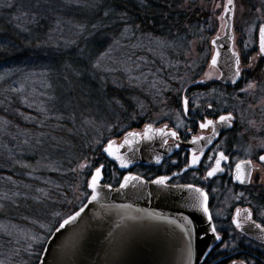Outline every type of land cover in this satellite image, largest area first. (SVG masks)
<instances>
[{
    "label": "rangeland",
    "instance_id": "rangeland-1",
    "mask_svg": "<svg viewBox=\"0 0 264 264\" xmlns=\"http://www.w3.org/2000/svg\"><path fill=\"white\" fill-rule=\"evenodd\" d=\"M236 2V24L245 17H264V0ZM162 4L164 15L157 22L121 21V32L100 42V49H94L96 53L85 62V76L74 73L76 80L85 77L89 84L71 83L58 89L48 71L24 77L14 68L0 66L1 84L7 89L12 86L35 112L22 113L27 127H16L14 133L9 131L15 126L11 119L0 115V147L8 153L20 150L19 158H29L20 164L26 184L21 222L3 218L0 222V264H38L59 222L87 199L88 179L104 145L140 121L166 118L176 90L203 71L223 0H164ZM27 80L32 87L26 86ZM44 122L49 128L42 126ZM30 124L40 128L29 129ZM2 194L3 190V199ZM45 199L52 208L42 216L38 208Z\"/></svg>",
    "mask_w": 264,
    "mask_h": 264
},
{
    "label": "flooded vegetation",
    "instance_id": "flooded-vegetation-1",
    "mask_svg": "<svg viewBox=\"0 0 264 264\" xmlns=\"http://www.w3.org/2000/svg\"><path fill=\"white\" fill-rule=\"evenodd\" d=\"M234 1L232 49L239 60L240 74L236 75L237 65L233 68L225 64L215 69L212 80L199 82L204 79L212 55L209 41L210 53L203 71L176 90L177 96L172 97L166 107L168 116L152 122L140 121L110 139L88 179L89 183L96 168L101 166L100 186L111 185L118 189L125 176L141 177L143 187L138 185V180L131 181L121 192V198L125 199L133 188H139L154 210V216L148 221L152 223V244L163 245L166 240L175 248L181 247L179 261L187 258L191 260L190 264H233L234 261L237 264L240 261L264 264V162L258 159L264 155V147H261L264 144V54L259 48V29L264 27V17H245L236 24L237 2ZM224 7L225 0L212 36L219 30V16ZM249 84L254 87L241 91ZM185 97L189 102L187 109L183 106ZM222 115H231L232 120L221 122L219 117ZM208 120L215 121V124L201 128L200 124ZM154 130L157 132L149 133ZM172 132L177 135L172 136ZM129 133L137 135L130 136ZM197 137L205 139L198 140ZM145 138L148 145L139 150L137 145ZM110 142L115 155L106 151ZM193 151L200 158L196 165H192ZM220 152L228 156V160L221 164L224 171L207 177ZM158 156L161 157L159 162ZM122 162L127 164L124 169ZM237 164L241 165L246 177L244 182L236 179ZM160 176L170 178L167 187L152 183ZM197 189L208 194V212L213 217L211 223L216 225L223 242L215 239L211 231L204 234L203 230L209 224L208 213L203 210V194ZM87 190L89 194L85 202L63 218L56 228L87 205L94 192L89 184ZM90 204L92 209L93 202ZM237 211L241 228L235 224ZM138 217L135 219L140 220ZM189 219L194 220L197 228L191 236L186 231L191 227ZM225 244L229 247L225 248Z\"/></svg>",
    "mask_w": 264,
    "mask_h": 264
},
{
    "label": "trees",
    "instance_id": "trees-1",
    "mask_svg": "<svg viewBox=\"0 0 264 264\" xmlns=\"http://www.w3.org/2000/svg\"><path fill=\"white\" fill-rule=\"evenodd\" d=\"M162 1L164 0H0V66L14 68L24 77L33 72L39 74L48 71L53 75V84L58 89L71 83H77L75 86L89 84L85 77L76 80L74 73L82 72L85 76V62L92 53H96L94 49H100V42L111 40L110 37L120 33L121 21L157 22L164 15L165 6ZM72 20L79 23L75 25ZM58 70H63V73H57ZM26 84L27 87H32L31 81L27 80ZM37 85L39 86L38 83ZM10 88L7 89L0 82V115L11 119L15 126L9 131L14 133L17 132L16 127H27L20 115L25 111L35 112L23 104L20 93L14 92L12 86ZM45 122L42 126L49 128V123ZM53 122L54 120L50 121L51 124ZM28 128L36 130L40 127L38 124H30ZM54 132L57 136L62 135L55 130ZM3 148L0 147V187L4 197L8 195L13 198L8 200L9 197L2 199L0 196V222L7 219L21 222L19 218L25 213L24 197L21 194L24 193L26 184L19 172L23 171L21 162L24 163L29 158L24 155L22 160L18 155L20 150L13 149L8 153ZM5 176L12 179L6 180ZM18 193L20 197L16 195ZM43 201L46 203L40 204L38 208V213L42 216L52 208L46 199Z\"/></svg>",
    "mask_w": 264,
    "mask_h": 264
},
{
    "label": "water",
    "instance_id": "water-1",
    "mask_svg": "<svg viewBox=\"0 0 264 264\" xmlns=\"http://www.w3.org/2000/svg\"><path fill=\"white\" fill-rule=\"evenodd\" d=\"M230 7L228 0H225V7L219 16V30L210 40L212 55L208 70L199 82L212 80L215 69L220 65L229 64L233 68L236 65L238 58L232 49L235 7L229 12ZM213 59L217 61L215 65L212 64ZM154 132L157 131L149 133ZM147 140L145 138L137 145L139 150L148 145ZM101 180L102 174L95 190L98 193L97 200L90 198L83 211H79L81 217H77L74 223L60 228L62 222L54 230L38 264H190L191 260L187 258L183 262L179 261L181 247L175 248L166 240L163 245L152 244V223L148 221L154 216V210L145 201L139 188H133L122 199L123 181L118 189H114L100 186ZM91 181L92 177L89 187ZM138 185L143 187L144 183L138 180ZM90 202H93L92 209ZM135 216H139L140 220H136Z\"/></svg>",
    "mask_w": 264,
    "mask_h": 264
},
{
    "label": "snow or ice",
    "instance_id": "snow-or-ice-1",
    "mask_svg": "<svg viewBox=\"0 0 264 264\" xmlns=\"http://www.w3.org/2000/svg\"><path fill=\"white\" fill-rule=\"evenodd\" d=\"M228 3L231 6L229 8V12H231V11H233V9L235 7L234 0H228ZM221 19H223V17ZM259 35H260V39H259L260 53L264 54V27H261L259 29ZM253 59H255V58H253ZM216 63H217L216 59H213L212 60V64L215 65ZM236 65H237L236 66V75L238 76L240 74V72H241V69L239 67V60L238 59L236 61ZM253 87H254L253 84H249L247 89H241V91H248L249 89H252ZM188 103H189L188 99L185 97L183 99V106H184L185 109H187ZM209 107H211V105H209ZM219 120L221 122L231 121L232 120V116L231 115H222V116L219 117ZM214 124H215V121L208 120L206 123H201L200 127L201 128H207L210 125H214ZM150 127L151 126H149V128ZM161 131H163V130H161ZM215 134L218 135L219 133H215ZM129 135L130 136H135L137 134L136 133H129ZM171 135L172 136H176L177 133L172 132ZM149 139H150V137H149ZM196 139L202 140V139H205V138L204 137H197ZM177 147H179V145H177ZM261 147H264V144H262ZM106 151H108L109 154L115 155V153L112 152V143L111 142L109 143L108 148L106 149ZM218 157H219L218 159H215V166L211 167V170L207 172V177L215 176L218 172L224 171V169L221 167V164H222L223 161L228 160V156H226L224 152H220L218 154ZM117 159H119V157H117ZM156 159H157V162H159L161 157L158 156ZM199 159L200 158L196 155L195 151H193L192 152V165L198 164L199 163ZM258 159L261 162H264V155L259 156ZM121 166L122 167H127V164L122 162ZM82 167H87V165H83ZM101 168H102V166L101 167H97L96 170H95V174L92 176V181H91L90 187L94 190V193H95V190L97 189L98 181L101 178V174H102L101 173ZM236 170H237L236 179L238 181H240V182H244L246 177L242 174V167H241L240 164L236 165ZM178 174L179 173H174V175H178ZM207 177H205V178H207ZM169 179L170 178L168 176H160L155 181H152V183L167 187V181ZM134 180H142V178L138 177V176H133V175L125 176L123 178V184L121 185V187H127L128 184L131 181H134ZM106 187H111V185H106ZM187 187L193 188L194 186L193 185H188ZM196 191H198V192L203 194V197H204V209L203 210H204V212L208 213L209 224H208V228L203 230L204 234L207 235L208 231H211V233H213L215 239L221 240V242H223L221 236L218 234L216 225L211 223L213 217H212V214L208 212V207H207L208 194L206 192H204L203 189H197ZM91 198H92L93 201L97 200L98 193L92 194ZM193 208H195V205H193ZM81 211H83V208L81 209ZM249 213H250V210H249ZM249 213H246V215H249ZM239 215H240V213H239V211H237V213H236L237 219L235 220V224H236L237 228H241L242 227L241 222L238 219ZM79 216H80V212H77L75 215L70 216L68 219L63 221V223L60 225V228H63L65 225H68L71 222H74L77 219V217H79ZM252 223L255 224V221H252ZM188 224L191 227L186 229V231H188L189 236H191L192 232L197 231V228L195 226L194 220H192V219L188 220ZM255 226L256 227H261V225H255ZM58 230L59 229H57V231ZM224 247L227 248V247H229V245L225 244ZM233 264H237V262L234 261ZM239 264H250V262L240 261Z\"/></svg>",
    "mask_w": 264,
    "mask_h": 264
}]
</instances>
